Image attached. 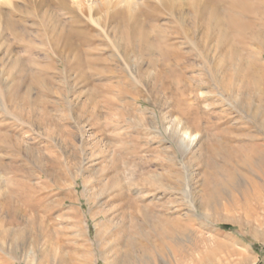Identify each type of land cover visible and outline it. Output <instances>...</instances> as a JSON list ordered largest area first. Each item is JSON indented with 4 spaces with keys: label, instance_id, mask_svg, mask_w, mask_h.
Returning a JSON list of instances; mask_svg holds the SVG:
<instances>
[{
    "label": "rangeland",
    "instance_id": "374dc122",
    "mask_svg": "<svg viewBox=\"0 0 264 264\" xmlns=\"http://www.w3.org/2000/svg\"><path fill=\"white\" fill-rule=\"evenodd\" d=\"M42 1L0 5V264H117L125 250L121 230L131 226L122 187L145 196L143 180L161 186L145 203L178 209L191 229L179 253L156 250L151 264H264L263 173L248 175L252 184L234 190L218 211L202 205L207 128L221 116L229 124L215 133L252 131L250 97L211 82L204 55L224 62L225 38L208 23L209 0H140L133 14L143 24H134L155 52H143L137 41L138 52L126 60L122 47L137 37L120 0H95L92 15L87 3ZM227 7L222 1L220 13ZM50 26L75 34L81 49L62 41L54 51ZM171 46L182 61L162 57ZM198 98L199 129L187 124L197 138L181 135L180 149L177 107ZM138 258L135 264H144Z\"/></svg>",
    "mask_w": 264,
    "mask_h": 264
},
{
    "label": "bare ground",
    "instance_id": "6f19581e",
    "mask_svg": "<svg viewBox=\"0 0 264 264\" xmlns=\"http://www.w3.org/2000/svg\"><path fill=\"white\" fill-rule=\"evenodd\" d=\"M75 1L79 7L87 3L91 12L90 15L98 3L95 0ZM111 1L105 0L107 4ZM222 1L228 4L225 15L219 10ZM208 2L213 7L208 23L212 30L220 27L225 38V42H221V49L225 50L224 55H221L224 62L215 64L209 53L204 55L206 64L210 65L211 82L233 94L244 93L250 97L249 110L251 116L249 124L252 126V131L241 128L239 130L241 135L238 137L232 136L229 128L228 132L223 128L222 132L215 133L216 130L223 126L227 127L229 124L228 117L219 116L218 120L213 122V129L207 128L210 131L208 138L211 144L206 148L209 159L206 161L207 171L203 182L205 196L202 205L208 211L214 212L218 211L221 201L232 194L234 190L241 191L247 187V184H252L253 181H250L248 175L264 174V147L260 143V134H264V0H209ZM2 3L9 5L12 4V0H0V5ZM46 3L42 1V4ZM119 3L129 8V12L132 14H128L130 26L134 27L132 32L137 37V39H132L135 41V45L132 42L133 46H126L129 49L125 48V45L122 47L123 58L126 60V57H130V51H133L134 54L138 52L137 41H139L143 52L154 53L155 48L153 46L155 45L150 35L146 31L140 33L135 27V24H143L139 15L133 14L137 12V8L141 4L140 0H120ZM146 15L148 16V14ZM94 22L97 25L100 24L98 20ZM185 31L191 30L185 29ZM47 34L54 51L60 49L59 43L62 41L65 49H81L80 43L83 40L76 37L72 32L65 34L62 29L52 30V26H50L47 28ZM254 46L258 48V52L251 49ZM177 48L181 49V46ZM162 49H165L160 52L163 58H173L175 62L183 60L182 56L184 55L177 49L175 50L173 46L169 49L165 47ZM170 50H173V53ZM83 58V51H77V59L80 61ZM223 74H227L225 79L229 78L224 80ZM261 86H263L262 90H260ZM193 87L192 82H189L186 85V90L193 93ZM202 101L199 98L195 99L193 106L186 109L177 107L182 118L179 120L180 123L175 124L176 128L173 133L178 136L176 143L180 149L183 147L181 135L187 136L190 143L197 138V135L192 136L189 133L187 124L199 125L198 115L204 111L201 108ZM205 115L204 121L208 122L206 112ZM181 120H185V122H181ZM196 128L199 129V126ZM140 184L145 188V196L133 197L130 195L135 187L131 184L122 187L124 192L119 193H122L120 197L121 206H127L130 209V212L124 213V216L131 226L121 230L125 239L123 242L125 250L120 252L117 264H135L138 262V257H142L144 264H151L152 252L156 250L164 252L168 247H171L175 253H179L184 240L191 233L189 226L183 224L178 209H167L158 202L145 203L146 196H153L150 194L152 191H154L153 194L158 193L156 190L161 189V186L156 184L154 187L153 181L149 185L146 180L140 181ZM65 203L64 200L63 204Z\"/></svg>",
    "mask_w": 264,
    "mask_h": 264
}]
</instances>
